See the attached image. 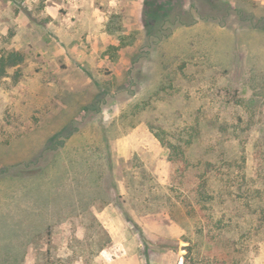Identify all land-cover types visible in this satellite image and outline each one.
Returning a JSON list of instances; mask_svg holds the SVG:
<instances>
[{
	"label": "rangeland",
	"instance_id": "rangeland-1",
	"mask_svg": "<svg viewBox=\"0 0 264 264\" xmlns=\"http://www.w3.org/2000/svg\"><path fill=\"white\" fill-rule=\"evenodd\" d=\"M11 51L0 264H264V0H0Z\"/></svg>",
	"mask_w": 264,
	"mask_h": 264
},
{
	"label": "trees",
	"instance_id": "trees-1",
	"mask_svg": "<svg viewBox=\"0 0 264 264\" xmlns=\"http://www.w3.org/2000/svg\"><path fill=\"white\" fill-rule=\"evenodd\" d=\"M22 60V55L20 52L17 51H11L8 53H3L0 56V76L6 75L8 73L9 67L16 66L19 64ZM166 133V132H164ZM156 136L159 137V139L162 141L164 145H166L170 149L169 159L172 161L175 160H181L185 162L186 165H189L188 161V149L190 146H192L196 141V136L198 135L197 130L195 127H192V130L190 132H187L186 136H178L176 140L167 139L164 136L160 134V132H155ZM198 165V164H197ZM211 165V163L207 162L206 166ZM196 166V165H195ZM197 167V166H196ZM198 171V169H197ZM233 173L236 175L237 173L234 170H232ZM229 176V173H225ZM241 178V181L238 182V189H245V187H242L244 185V175L239 176ZM227 181L230 180V178L226 177ZM231 181V180H230ZM213 187V186H212ZM209 186L208 180L203 179L201 182H199L196 186L193 187L194 192L198 197H200L199 202H204V207L211 208L214 203H216L219 199V190L218 188H212ZM217 191V192H216ZM248 203V202H247ZM224 218H221L219 221H223ZM209 221L211 220V216H209ZM225 227V226H224ZM227 227V225H226Z\"/></svg>",
	"mask_w": 264,
	"mask_h": 264
}]
</instances>
